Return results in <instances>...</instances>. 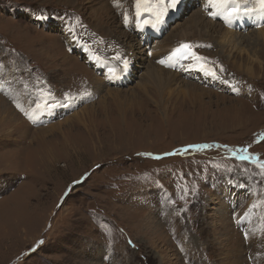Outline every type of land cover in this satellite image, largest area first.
<instances>
[{
	"label": "rangeland",
	"instance_id": "1",
	"mask_svg": "<svg viewBox=\"0 0 264 264\" xmlns=\"http://www.w3.org/2000/svg\"><path fill=\"white\" fill-rule=\"evenodd\" d=\"M200 1L0 0V264H264V11Z\"/></svg>",
	"mask_w": 264,
	"mask_h": 264
},
{
	"label": "bare ground",
	"instance_id": "2",
	"mask_svg": "<svg viewBox=\"0 0 264 264\" xmlns=\"http://www.w3.org/2000/svg\"><path fill=\"white\" fill-rule=\"evenodd\" d=\"M212 2V7H215L216 9H218V7H222V10L224 9V3H221V2H217V0H210V3ZM200 3H202V0L200 1ZM206 4H207V1H206ZM202 7V6H201ZM198 9H200V8H198ZM213 12V11H212ZM214 15H213V13H211L208 9H207V5H205V8L204 9H202L200 12H199V15H198V19H199V21H201L202 23H204V20H205V18L207 17V19H209V21H211V25H215L216 24V21H215V19H214V17H213ZM250 29V28H249ZM247 32V31H246ZM108 33V32H107ZM223 35H224V37H229V39H228V43H233V42H235L234 40H236L237 38H243V37H238V35L237 34H234V33H227V32H224L223 33ZM69 36V41L67 42V47H68V49L70 50V49H73L74 48V46H76L77 45V40H78V38H75V36L73 35V36H71L70 34L68 35ZM234 37V38H233ZM72 38V39H71ZM80 38H85V42H91L90 40H89V38H88V36H82L81 34H80ZM232 38H233V40H232ZM243 40H245L244 38H243ZM226 41V40H225ZM245 42V41H244ZM114 46L115 45H113V47L110 49V53L111 54H114L115 52H117V51H119V52H121V49H113L114 48ZM56 48V47H55ZM53 52V51H52ZM56 55V54H55ZM51 56H53V55H51ZM66 60L67 59H69L68 57L67 58H65ZM70 60V59H69ZM68 62V61H67ZM69 63V62H68ZM173 66H175L176 65V61L174 60V63L172 64ZM95 66H96V68H98L97 70H100L99 69V64H95ZM193 66H195L194 68H193ZM196 66L197 65H195V63L193 64L192 63V69H195L196 68ZM102 68H104V67H102ZM121 69L123 70V68L121 67ZM245 71V73H247L248 75H250L252 78L256 75V73L254 72L253 73V71H252V69L251 68H247L246 70H244ZM64 77V76H63ZM205 94H206V92H205ZM18 98H19V96H18ZM67 98H69V99H73V98H75V97H67ZM10 102V101H9ZM3 110H5V112L3 111ZM12 110V108L6 103V101H4L3 99H0V115L1 114H12V112L13 111H11ZM38 112L37 113H35V116H34V119L35 120H39L40 119V113H42L43 111H41V110H37ZM48 115H51V114H48ZM47 115V116H48ZM241 116V115H240ZM246 118V117H245ZM13 120H15V121H17L18 119H17V117H15L14 116V119ZM27 129H28V127H27ZM39 136H41V133H38V134H36V136H35V138H39ZM46 151V150H45ZM44 151V152H45ZM47 153V152H46ZM51 155V154H50ZM3 229H4V227H3ZM27 231V230H26Z\"/></svg>",
	"mask_w": 264,
	"mask_h": 264
},
{
	"label": "snow or ice",
	"instance_id": "3",
	"mask_svg": "<svg viewBox=\"0 0 264 264\" xmlns=\"http://www.w3.org/2000/svg\"><path fill=\"white\" fill-rule=\"evenodd\" d=\"M137 3L139 5V0H137ZM257 3L259 5V8L262 11H264V0H257ZM177 4H178V0H168V3L165 5V7L170 6L171 8H175L177 6ZM245 11H247V9H245ZM235 14H239V9H233V10L229 11V13H228L229 16H232V15H235ZM41 18H45V17H41ZM159 22H161V21L158 18L157 19V23H159ZM152 26L155 27L156 25L153 24ZM177 54H188V55H191L192 57H195L197 61L202 59L192 49V46L190 44H187V43L181 45L179 48L176 49L175 53H173V55H177ZM160 62L163 63V61H160ZM123 64H124V70L127 71L129 61L125 59L123 61ZM203 67H204V65L201 64V68H203ZM211 75L215 76L216 73L212 72ZM38 107H39V105H38ZM195 147L206 148V147H209V145H202V146H195ZM187 150L188 149H185V151H187ZM247 158L248 157H242V159H247ZM261 167H264V165H261Z\"/></svg>",
	"mask_w": 264,
	"mask_h": 264
}]
</instances>
